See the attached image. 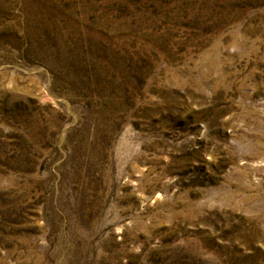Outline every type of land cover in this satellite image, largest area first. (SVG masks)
<instances>
[{"label":"rangeland","instance_id":"obj_1","mask_svg":"<svg viewBox=\"0 0 264 264\" xmlns=\"http://www.w3.org/2000/svg\"><path fill=\"white\" fill-rule=\"evenodd\" d=\"M0 264H264V0H0Z\"/></svg>","mask_w":264,"mask_h":264}]
</instances>
